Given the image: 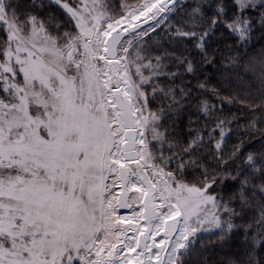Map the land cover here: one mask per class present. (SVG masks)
I'll list each match as a JSON object with an SVG mask.
<instances>
[{"label": "snow or ice", "instance_id": "obj_1", "mask_svg": "<svg viewBox=\"0 0 264 264\" xmlns=\"http://www.w3.org/2000/svg\"><path fill=\"white\" fill-rule=\"evenodd\" d=\"M254 33L264 0H0V264H264Z\"/></svg>", "mask_w": 264, "mask_h": 264}, {"label": "trees", "instance_id": "obj_2", "mask_svg": "<svg viewBox=\"0 0 264 264\" xmlns=\"http://www.w3.org/2000/svg\"><path fill=\"white\" fill-rule=\"evenodd\" d=\"M107 2L109 4H112L114 7L118 6L119 4L123 3L124 0H107ZM130 2H134V0H130ZM118 10V9H117ZM52 11L57 15H61V10H57L55 6H53ZM151 23V22H150ZM147 27V26H146ZM254 39L251 41V45L249 46V48L247 49L249 52L252 51V48L254 47L257 51L259 50L260 46L262 43H264V41L259 40V35L258 33H254ZM228 44L230 45V48L228 49H224V57H227L229 51H235L236 48H238V45H233L232 43V39L228 40ZM223 47V45H222ZM243 51V49H242ZM218 56L220 55L219 53L217 54ZM226 62V61H225ZM212 70H209V73H211ZM221 77L217 76V77H212L213 80V84L215 85L216 80L220 79ZM239 107V106H237ZM188 108L190 109L191 112H195L197 111V102L195 100H193L189 105ZM231 111L233 113H235L236 115V120H238L241 125H243L246 120L250 119V117H248L247 115L237 112L236 108H232ZM228 114V109L225 108V115ZM192 122H193V126L196 125H203L204 121L202 120H197L196 117H191ZM188 122H189V116L185 115L184 119L181 123V126L184 129V135L187 136L188 134ZM226 140H227V144L226 145H222V147L224 148L225 152H229L232 150V146L234 144H237L240 142V140L243 138L244 139V143L242 145V149H246V150H255V151H259L260 150V138L259 136L256 137H246L245 136V128L243 126L237 128L236 127V121L234 120L232 122L231 125V131L226 133ZM205 155L209 156V159L207 160V164L211 165V166H215V161L211 159L210 154L205 153ZM218 191H220V189H218ZM239 239L240 238H235L234 241H229L228 244L230 245V247H225L224 249H220L218 247V244L220 243L219 241L213 239L210 243L205 240L204 243L207 245L208 247V252L206 255H200L198 257V261L199 264H203V261L205 259L210 260L213 262V264H220L221 261H223V264H228V260L229 258L232 259H236L237 257H239L241 255L237 245L239 243ZM264 258V254L262 255H257L256 259L260 260Z\"/></svg>", "mask_w": 264, "mask_h": 264}, {"label": "water", "instance_id": "obj_3", "mask_svg": "<svg viewBox=\"0 0 264 264\" xmlns=\"http://www.w3.org/2000/svg\"><path fill=\"white\" fill-rule=\"evenodd\" d=\"M146 25H142V27H145ZM130 211V209H120L119 212L121 214H125V213H128Z\"/></svg>", "mask_w": 264, "mask_h": 264}, {"label": "rangeland", "instance_id": "obj_4", "mask_svg": "<svg viewBox=\"0 0 264 264\" xmlns=\"http://www.w3.org/2000/svg\"><path fill=\"white\" fill-rule=\"evenodd\" d=\"M69 2L71 3V0H69ZM61 11H62V10H61ZM119 214H120V215H123V216H125V217H128V216L131 215V209H130V211H129L128 213L121 214V213L119 212ZM129 234L131 235V233H129Z\"/></svg>", "mask_w": 264, "mask_h": 264}]
</instances>
